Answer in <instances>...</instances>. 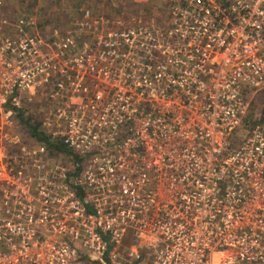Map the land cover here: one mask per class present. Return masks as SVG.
Here are the masks:
<instances>
[{"label": "built area", "instance_id": "built-area-1", "mask_svg": "<svg viewBox=\"0 0 264 264\" xmlns=\"http://www.w3.org/2000/svg\"><path fill=\"white\" fill-rule=\"evenodd\" d=\"M164 3L77 40L1 18L0 264H264V0Z\"/></svg>", "mask_w": 264, "mask_h": 264}, {"label": "rangeland", "instance_id": "rangeland-1", "mask_svg": "<svg viewBox=\"0 0 264 264\" xmlns=\"http://www.w3.org/2000/svg\"><path fill=\"white\" fill-rule=\"evenodd\" d=\"M164 0H0V20L12 22L18 17L31 18V31L43 37L70 36L74 39L91 37L92 31L84 28L78 34L74 20L80 17V10H89V25H97L100 30H121L146 22H160L165 15ZM87 29V30H86ZM4 32H12L11 25L1 27ZM29 98V95H27ZM28 108H39L41 100L31 96L23 101ZM36 108V109H37ZM264 113V93L250 95L248 120L257 119ZM17 128L32 136L25 126L18 123ZM244 135V130L237 133V139ZM39 138L38 136H36Z\"/></svg>", "mask_w": 264, "mask_h": 264}, {"label": "trees", "instance_id": "trees-1", "mask_svg": "<svg viewBox=\"0 0 264 264\" xmlns=\"http://www.w3.org/2000/svg\"><path fill=\"white\" fill-rule=\"evenodd\" d=\"M258 119V118H257ZM251 120L253 123L257 120ZM21 123L25 126V128L33 135L38 136L41 138V134L37 131V123L31 124V119L29 116H21Z\"/></svg>", "mask_w": 264, "mask_h": 264}]
</instances>
